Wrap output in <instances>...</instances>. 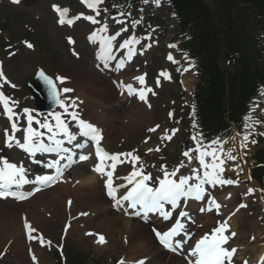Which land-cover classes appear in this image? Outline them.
Listing matches in <instances>:
<instances>
[{"label": "rangeland", "instance_id": "1", "mask_svg": "<svg viewBox=\"0 0 264 264\" xmlns=\"http://www.w3.org/2000/svg\"><path fill=\"white\" fill-rule=\"evenodd\" d=\"M69 1L72 2V0ZM111 1L117 0H103V3L99 8V17L103 14V11L106 12V4ZM66 4H68V0H19L18 3H14L13 0H0V58L2 61H4L5 72H3V74L6 78H8L7 81L10 82L12 90L17 95H13V99L18 101L17 111L18 108L22 110L18 119L19 122L22 120L24 109L34 108L32 99L29 98L30 95L27 89L24 87L25 79L32 76L34 72L40 67L44 68V71L50 76L54 77V79L55 76L64 77L65 79L68 78L69 80L71 79L70 81H64V83H60L59 80L57 83L55 79L58 89L62 94L63 100H71L78 93L76 91L72 93H65L62 91L64 88H69L71 86L72 78H69L71 73L82 74V76L79 75V80L82 82H87V84H91V82H94V84L100 82L105 83L106 86H104L102 89L105 92L110 93L109 99L111 100V102L106 100L105 104H113L115 103V100L121 98L118 96L119 93H117V90H114V87L111 84L110 79L112 75L110 76L107 73L101 71V69L98 67L97 61L92 59L93 53L91 52L90 47L85 43L84 35L95 27L86 25L83 22H80L79 19L76 22L78 24L72 28H61L56 25L55 21L57 12L54 11L53 5H59L61 8H63V6ZM163 7L164 6L158 7L155 5H150L148 3L144 9V13H141L143 14L142 18L145 19L141 27L147 29L150 32L152 36L150 42H153V45L150 51L144 50L143 45L142 50H144V53H138V58L133 65V69H135V67H140L141 69L143 68L148 75L150 85H154L156 87L155 91L150 95L151 106L147 112H144L148 117L134 130L132 134L130 132H126V134L112 132L107 140L108 148L111 152L114 151L117 154H127L129 152H127L126 149L131 146H135L138 150V153L141 155V158L139 157V161L135 162H133L132 157L121 155L120 161H123V163L120 164L121 167L119 166L117 168L115 173L116 176L120 177L126 173L130 175L134 167L136 169H140L141 166H143V172L146 174H151L152 183L157 182V180L160 178H163V172L161 171L160 165L162 164L165 151H170L176 155H179V158H177L176 162L178 166L168 171L172 172L174 169L179 168L175 178L178 179L180 176H191L193 169L196 168H199V170L201 169L200 172H203L197 160L198 153L195 151L190 152V154L195 156V158L193 157V159H191V162H189L188 157L183 155V153L186 151L195 149L197 147V142L194 141L193 135L190 137V142L188 144L186 143V137L183 135V131L180 129L177 131V133H175L174 136L171 137V139H166L163 137V132L171 118L169 116V109L173 107L174 101L178 96V87L173 80V71H171V75L167 73L169 74L170 79L164 76L160 87H157V71L160 69H165L167 72L169 65L173 61H176L175 59H181L180 56H175L169 47L170 41L174 40L170 38L175 37V34L178 31L177 22L172 19V22L174 23H170V16L168 17L170 13H168L167 10H164ZM74 11L76 12L78 9H75ZM147 19H149V25L147 24ZM117 21H122V23H117ZM108 22L112 26L110 29L111 32L117 31L121 33L118 43L120 41H124L126 36V31H122V29H126L127 26L132 29L137 24V22L131 23L127 19L120 20L119 18H114ZM141 27L139 26L137 30V34L139 35L146 32ZM8 35L11 37L9 38ZM71 35H74L76 38L75 51H73V48H71L72 43H69V38ZM139 39L142 40L143 44H146L147 40L145 37H140ZM27 44H31L33 47L29 48ZM255 47L256 53H258L260 57L259 60L261 59L264 62V46L261 45L260 39L256 43ZM71 51L73 55L75 54L74 56L71 55ZM170 52L172 53L173 57L175 56V58L172 60L168 59ZM81 61L84 63H78ZM188 67L189 70L186 71L184 75L185 79L190 80V83H185V80L182 79L184 78L182 77L183 75L178 72L179 79L182 82V88L186 93H190L195 82L197 81L196 76L193 74V66L189 65ZM12 85H15V87H12ZM184 98L186 99V97ZM68 109L69 112H74V109L69 107ZM120 109L121 108H117L115 111L120 114V112H122V109ZM58 113L64 114V109L61 108ZM77 114L79 119H83L95 125L94 119L91 117L88 110H83L80 108ZM32 115L36 117L34 114ZM256 115L262 121V125L264 127V112L257 110ZM69 119L71 129H78L77 121L72 120L71 117ZM45 120H50L49 122L51 124H55L53 116H40L41 122ZM110 120L114 122V125L119 124L120 121V119L117 121L113 118H110ZM65 121L68 123V120L65 119ZM100 127L103 126L101 125ZM104 128V130L107 129L106 127ZM5 129L11 133L9 122L4 120L0 112V147H2V149L0 148V160L7 159L11 163H15L17 165L21 163L23 165H27L28 157L25 154H20L19 152L21 151L15 153L9 149L5 150ZM150 129H155V131H150ZM106 132H108V129ZM263 143L261 146H264ZM149 149H152V151H149ZM156 149L159 150L156 151ZM254 150L256 151L255 148H253L252 152H248L247 150L244 154L248 164L250 155L251 153H254ZM205 159L210 162L209 158L206 157ZM181 163H183V167H180ZM248 164L245 165L246 172H248ZM223 166L225 169L223 173L224 178L238 180L239 183L231 184L230 186L222 188L219 191L217 190L212 192V197H214L215 200L221 205L220 208L225 207L223 214H221L223 217H217L214 212L215 207L213 206L214 208H212V212L210 213V215H212L215 219L213 226L216 228L218 223H222L224 220H226V218L224 219V213H226V215L232 214L233 216V218H230L228 222L231 220L234 222L237 221V224L242 226L243 221L238 220V217H235V215L241 214L243 211L245 212V216L247 212L249 214L253 213V219L251 217L249 218L254 223L257 220V224H255V226L257 227L256 230L260 228L263 233V235L260 237V240L262 239L261 243L263 244L264 190H261L258 186H256V184H252L250 181L246 183L241 182L236 174L235 165L233 163L230 165L228 163ZM62 182L64 183H61L63 188L62 185H60L57 189L59 190L60 195L62 194V190L65 189V184H67L65 181ZM79 183L80 182H78V185L76 182L73 183V185L71 184V186H69V195L67 194L68 196H65L64 198L62 197L65 201V204L60 205L59 213H61V215L58 213V217L54 216V214L51 215L52 212H50V210H54V208L50 209L51 206L49 208L47 205L39 206L40 209L38 212L43 213L44 216L41 215V217L43 216L42 218H44V220L46 218L47 222L44 224V228H41L40 230V227H35V229L37 228L38 230L31 235L33 237L42 236L44 239L43 244H41L39 239H30L29 234H20L19 240L23 244V249L22 251H15L13 246H11L13 245L12 242L14 239H7L8 237H6L3 230H1L4 225L3 223L0 224V264H54L52 262L51 253L56 249H59L63 243H66L65 252H67L68 249H74L75 251L80 250L83 254H85L88 257L86 264H119L121 260L124 261V264H138L139 261H143V264H166L165 258L168 254L158 250V243L155 237L152 235V231L155 229V231H157V229L160 228L155 225L152 226V229L154 230H152L151 227L150 230L147 225H145L144 228H140L141 225L137 224L140 218L137 216L131 217L129 219L134 221L130 226H123L119 222H115L112 225L110 222H107L109 216L111 215V212L108 210L110 205L109 203L105 204L102 201V198L104 199L103 191L105 189L103 185V179H99V182H97L98 184L94 183L97 185L95 186L96 188L90 187L91 191H89V194H86L82 200H80L75 194V192H79V190L82 191L85 188L83 182L82 187L79 186ZM75 184L79 186V189L76 188L77 186ZM94 184L92 186H94ZM74 187L78 190H76ZM249 189H253L254 191L249 194ZM259 200L261 201L260 204ZM27 201V198L20 202L6 198L0 200V205L13 207V209L19 213L23 211L22 209L24 207H30V203ZM39 201L41 200H38V203ZM89 202H91V204ZM239 204H245L246 207H250V210L246 209V207H241L239 211L234 212L232 208L235 207V205L238 207ZM243 219L244 218H242V220ZM210 224L203 223L201 225V223H199V226L197 224L198 227L196 228V239H198V237L201 238L204 233H208L200 232V230L207 225L209 227L208 229H210ZM166 226H161L164 227L161 228V231L165 230L167 228ZM232 227L233 226L231 225V228ZM247 229L248 228H246V230ZM251 232H249V234L246 232V235H242V237L244 236V239L238 241L240 246H234L232 241L235 237L231 238V247H237L236 249L238 250L236 251L238 253L234 255H237L239 252H241L242 255H238V257L236 256L237 258L243 256V254L249 256L248 264H254L256 262L252 252H254V248L261 244L257 242L259 238H255L256 231L252 230ZM228 233L230 234V230ZM250 235H252L253 239ZM101 236L104 238V242H98ZM48 241H51V244H49ZM136 242L141 243L144 247L148 248L146 249L145 253L142 252L138 246L134 247V243ZM150 243H152V249L149 248L150 246L148 247V244ZM249 245L252 247V250L250 251L249 249L251 247ZM241 248H243V250ZM182 253L184 252H181V254ZM172 255L177 257V263L187 264L186 261H184H188L187 256L183 255L182 257V255L178 254L177 256L175 254ZM33 257L36 258V261L39 259V262H36ZM232 260L236 264L242 263V261H240L241 259Z\"/></svg>", "mask_w": 264, "mask_h": 264}, {"label": "snow or ice", "instance_id": "2", "mask_svg": "<svg viewBox=\"0 0 264 264\" xmlns=\"http://www.w3.org/2000/svg\"><path fill=\"white\" fill-rule=\"evenodd\" d=\"M14 3H18L19 0H13ZM83 4L86 5L89 9L94 11L96 15H99V5L103 3V0H81ZM147 2V0H145ZM159 0H157V3ZM54 11L59 15V23L64 24L68 23L71 25L74 22V19H79L80 16H77L73 19H66L67 14L69 12L68 8H61L59 5H53ZM83 14H81L82 16ZM123 15V13H121ZM92 23H98L94 16H85L83 17ZM117 23H122V21H117ZM127 29H122V31H126ZM100 31L106 32L107 25L105 24ZM120 33H116L112 36H103L100 37L101 40V56L100 58L104 60L113 59L112 51V41L116 39V36H119ZM97 37V33L93 32L89 37L91 40H95ZM138 41L135 38L125 40L120 48H128V57L129 59L134 55V51L131 47H129L133 43H137ZM69 43H74V41L69 38ZM29 48L33 47L31 44H27ZM174 47V46H172ZM169 60H172V56L169 55ZM187 70V69H185ZM39 77L49 86L51 94L56 98V102L59 104L61 108L64 109V112L67 113L71 117L72 120L77 121L79 135L81 137H88L92 141L95 142L96 152L95 155L98 159V163H96L92 171L96 172L100 176H106L107 180L105 181V187L108 190V195L115 199L118 188L113 186V174L116 169L117 163H123V161L119 160L121 155H126L128 157H132L133 162L139 161L138 156H133L132 153L127 154H110L106 152L102 147H100V141L103 139L101 130L98 129L95 125L83 120L79 119L78 114L76 112H68V105L64 103V101L58 98L59 93L56 88L55 82L52 78L47 76L42 70L39 72ZM161 75L170 79V76L162 72ZM141 84H143L144 77H137ZM0 80H4L5 83H9L7 78L4 76L3 72L0 71ZM56 80H59L60 83H64V77H56ZM159 83V82H158ZM2 87V85H0ZM15 87V85H12ZM129 89V94H132L131 85L127 86ZM63 92L67 93L72 91L71 89L64 88ZM147 91H151L148 89ZM140 98L145 99V91H140ZM9 97L5 96L3 92H0V105L3 106L4 112L7 115L9 121H12V132L9 133L7 129H5V144L7 147H12L13 143L15 146L19 147L22 151L27 153L30 157H35L37 153H56L59 155L60 153H71V149L65 147V141L68 144H72L74 141H77V135L70 131L68 123L61 118L60 113H54L53 119L55 120V124H51L49 121L45 120L43 122L36 120L32 115V110L24 109V112L27 114V127L23 129L24 135L21 139L16 138L15 133L20 131L18 124L13 120L14 116L17 114L13 111V107L11 104L16 102H11L10 104ZM73 106H75V102H73ZM246 121H250L252 118L249 115L245 118ZM39 125L40 129H46L47 133L50 135L47 136L48 143L45 142V132L40 131L37 128L33 127V122ZM252 125L250 123H245V128H250ZM150 131H155V129H150ZM237 135H240L239 133ZM250 133H245L242 137L241 146L246 147L247 142L249 141ZM63 137V139L59 138ZM166 139H171V136H166ZM194 140L197 138L194 136ZM213 144H219L220 147L218 149H213L211 145L204 146L199 141L197 142V147L195 149H190L183 153L184 156L188 157L189 162H191L190 152L195 151L198 153L197 160L204 171L201 174L199 169H193L191 176H180L178 179L175 178L177 176V172L179 168L174 169L172 172H168L166 168L163 170V178L157 180L155 185H150L147 181L151 180V174H146L143 172V166L140 169H136L134 167L133 171L130 175L123 177V179L127 180L129 185H132L130 189L126 190V194L122 195L123 201H128L129 206L133 209L139 207V211L136 213L137 215L140 212H143L145 215L149 212H159L164 219H170L172 216L171 211H165V205H171L173 209L178 206V202L181 200H187L189 198L202 201L205 200L206 197V189L205 185H231L238 184V180L225 179L223 178V173L225 171L223 165L225 163V158L228 160H236L237 157L232 155V150H228L227 152L223 149V143L219 140L213 141ZM226 143V142H225ZM252 143H255L253 140ZM84 145L77 142L75 147L80 148ZM159 149H156L158 151ZM152 151V149H149ZM210 157L211 161H207L205 158ZM67 159L69 161L68 164L61 166L60 161ZM79 161H85L90 159V155H79ZM106 161H111L110 164L106 163ZM38 162V161H37ZM77 161L72 159V155H68L67 157L60 156L59 159H54L48 162L45 167L49 169H55V175H40L36 177V180L42 185H48L57 182L63 177L64 170L72 166L73 163ZM183 163H181L180 167H183ZM238 167V166H237ZM110 169V170H109ZM242 171V169H241ZM27 169L24 168L23 164H15L11 163L7 159L0 160V198H7L8 196L16 197L17 193L11 191V189L15 187L22 186L23 184L29 183L26 178ZM139 177V178H138ZM251 177H249L250 179ZM191 180L197 181L196 183H190ZM126 187V186H124ZM39 191V189H37ZM254 190L249 189L248 192L251 194ZM18 198L24 199L26 198L24 195H20ZM208 210L211 211L214 206L217 211L221 207V205L215 200L214 197L208 199ZM71 203V202H69ZM120 200H116V204H120ZM241 207H246V205H241ZM204 209H201L203 211ZM86 215V213H84ZM180 218L190 217L187 212L181 211L179 213ZM25 227L28 229L29 238L30 239H39L41 244L44 243V239L42 236L33 237L31 234L37 232V229L32 227L31 224L26 222ZM184 224L181 222V219H176L174 225L166 232L156 231L155 234L159 239L160 243L168 248L169 250L175 251V247H173V243L175 242L176 247H181L183 243H186L187 240H175V237L180 236L182 232H184ZM230 226L227 223V220L223 221L219 224L218 227L214 228L211 233H206L199 240L196 241L194 247H192L189 251L188 255V264H233V255L236 253L237 249L232 248L228 249L224 247L228 241L236 235V233L232 232L230 235H226L229 231ZM155 231V230H154ZM185 236L190 239L187 233H184ZM98 242H104V238L101 236ZM51 244V241H48ZM35 260L36 258L33 257ZM119 264H124V261L121 260ZM138 264H143V261H139ZM247 264V262H245ZM262 264H264V258H262Z\"/></svg>", "mask_w": 264, "mask_h": 264}, {"label": "bare ground", "instance_id": "3", "mask_svg": "<svg viewBox=\"0 0 264 264\" xmlns=\"http://www.w3.org/2000/svg\"><path fill=\"white\" fill-rule=\"evenodd\" d=\"M168 13H170L169 10H168ZM94 32L97 33L96 30ZM97 39H98V37H96V39L94 40L93 48L95 50V55L100 57L101 56V45H100V43L98 41H96ZM136 45H137V43H133V44H131L129 46L134 51L133 61L130 64H126L125 61H124L126 55L128 54V50L129 49L127 48V50L124 53L123 61L121 62L122 66H123L122 69L124 70L123 71L124 73L123 72H119V70H117V68L115 66L113 67V65H112L113 63H116L115 59H117L118 54H116V57H113V59H111L109 61L105 60L106 61V66L113 67L111 69V71L113 73H117V76L113 77L111 82L113 83L114 87H116L117 89L121 88L120 91H122V94L120 95L121 98H118L117 100H115L114 101L115 103H113V104H110V103L105 104L106 100L107 101L109 100L111 102V100L109 99V97H110L109 94L110 93L109 92H105L102 89L104 86H106L105 83L100 82V83H95L94 84V82H91V84H87V82H82V81L79 80V75L82 76V74H80V73H71L70 77H69V78H72L70 88L72 90H75L76 92H78L77 95L71 100V103H70L69 106H71L73 108L79 107V108H82L83 110H88L90 112L91 117L94 119V123L95 124H100L99 126H101V125L103 126V127H99V128L101 129V133H102V137H103V139L101 140V144H102V146H104V148H106V147L108 148L107 140H108V137H110V135L112 134V132H117L118 134H126V132H130L132 134L134 132V130L143 121H145L146 118L148 117V116H146V114L144 112L148 111L147 110L148 109L147 105H148V102H149V95H147V96L145 95V99H143V100L140 98V94L139 93H140V90L143 87L139 86L140 82H139L138 79H136L137 77H143L144 76L143 70H141V69L135 70L134 69L135 71L131 72L132 71L131 67L133 66V63H134V61H135V59L137 57V55H136V50H137ZM79 60H81V59H79ZM78 63L83 64L84 62L81 61V62H78ZM80 69H82V68H80ZM126 71H128L130 73H126ZM185 83H189V80H185ZM128 85H131V87H132V94L131 95L129 94V89L127 87ZM111 94H113V93H111ZM73 102H75V106H73ZM117 108H121L122 109V112H120V114L115 111V109H117ZM110 118H113V119H115L117 121L120 119L119 124L114 125V122L111 121ZM25 125L27 127V122H26ZM104 127H106L108 129V132H106L107 129L104 130L105 129ZM19 128L21 130L16 132L15 136H16V138L21 139V141H22V138H23V135H24V132H23L24 128L22 126H20ZM37 129H39V128H37ZM72 132H74L77 135V141H74L72 144H68L67 141H65V145H64L65 147L71 149V153H60L59 155L53 154L51 156H45L43 158L41 157V154H38V155H36L33 158V157H30L24 151H22L19 147L15 146L14 143H13V146L11 147L12 150L17 151V152L21 151V152L25 153L28 156V158H29L28 164L27 165L24 164L23 166H24L25 169H27L26 175L28 176V178L32 182H38L36 180V177L40 176V175H50V174L54 175L55 174V169L54 168L53 169H49V168L45 167V165L48 162H50V161H52L54 159H59L60 156L67 157L68 155H72V159L77 161L76 163H73L71 167L66 168L64 170L65 172H64L63 175H64L65 182L67 184H65L66 185L64 187L65 189L62 190V194L61 195L59 193V190H57V189L62 184H61V182H58L53 187H51L49 189H45L44 187H41L36 194H34L33 196L28 197V201L27 202L30 203V207H24L22 209L23 210L22 212L18 213V212H16V210L13 209V207L0 205V224L3 223V225H4L1 230H3V232L6 235V237H8L7 239H10V238L14 239V240L12 239L13 240V242H12L13 245H11V246H13V249L15 251H22V249H23V244L19 240V236H20V234H23L24 230H27V228L25 227L26 222L28 224H31L32 227H34V228L35 227H40L39 230L41 228H44V226H45L44 224L47 222V219L45 218V220H44V218H42L44 216L43 213L42 212H38L39 209H40V207H39L40 205H47L48 208L51 206L50 209L54 208V210L53 211L50 210V212H52V214L51 213L50 214L51 215L54 214V216H57L59 211H60V205L61 204H65L64 203L65 201H64L63 198L65 196L69 195L68 194L69 193V186H71V184L73 185V183L76 182V184L78 185V182H80L81 185L79 183V186L82 187V182L84 183L85 188L84 189L82 188L83 189L82 191L79 190V192H75V194L78 196V198L80 200H82L86 196V194H89V191H91L90 187L97 186L94 183L99 182V179H101V177H103V178L106 177V176H100L96 172L92 171L93 166L96 163H98V160L94 159V156H93V153H92L91 142L89 140H87V137H81L79 135V130H73ZM59 138L63 139V137H59ZM46 139H47V136H46ZM77 142H79L80 144H82L84 146L80 147V148L75 147V144ZM106 150L109 151V148L106 149ZM81 154L90 155V159L85 160V161H79L78 157ZM60 163H61V166H63L65 164H68L69 161L67 159H64V160H61ZM202 171H204V170L202 169ZM200 173H203V172H200ZM93 184H94V186H92ZM79 186H77L76 188H78ZM113 186L118 188V190H117V199L113 200L112 201V206H110V208H108L109 212H111L110 213L111 215L109 214L110 216H109V218L107 220V222H110L112 225L115 222H119L123 226H130L134 221H131L129 219L131 217H136L137 216L140 219L138 220L139 221L138 223L137 222H135V223H137L138 225H141L140 228H144L145 225H147L149 227V229H150V224L149 223H151V225H158L160 227L163 226V225H165V226L167 225L166 226L167 228L165 230L161 231V233H163V232L168 231L174 225V223L176 221L175 219H181V222L185 226L184 232H182L180 234V236L182 237V236H185L184 233L188 234V230H190V231L194 230V224H196V223L198 224V226H199V223H201V225L203 223H206V224H210L211 223L210 227H212L213 223L215 221L214 217L212 215H210L211 211L208 210L209 205H208L207 201H208L209 198H212V196H213V194H211V190H210V192L206 191L205 200L197 201V200L189 198V199H187V203L186 204H184V200L179 201L178 202V206L176 207V210L174 212L177 214V213H180L181 211H184V212H187L188 216L190 215L191 217H190V219L188 217L180 218L179 214H178V218L177 217L175 218L173 216L174 219H173L172 222H170V221H166V219H164V217L159 212H149L146 215L143 212H140V214L137 215L136 213L139 211V207H137L136 209H133V208H131L129 206L130 202L122 200V195L126 194V190L130 189L132 187V185H129L127 181H120L117 184H113ZM124 186H126V187H124ZM62 188H63V185H62ZM78 189H76V190H78ZM220 189H221V187L218 188V189L215 188L214 190H216V191L218 190L219 191ZM95 194H97V193H95ZM219 199H220V197H219ZM38 200H41V201H39V203H38ZM116 200H120L121 203L117 205L116 204ZM102 201L105 204L108 203V201L105 198L104 199L102 198ZM89 203L91 204V202H89ZM90 204H89V206H90ZM41 207H43V206H41ZM224 208L222 207L220 209V213L223 212ZM233 208H232V210H233ZM46 209H47V207H46ZM169 209H173V208H171L169 206ZM201 209H204V210L201 211ZM246 209L250 210V207H246ZM200 213H202V214H200ZM244 213L245 212L243 211V212H241V214H236L235 215V217H238V220L243 221V223L241 222L242 226L238 225L237 221L234 222L233 220H231V221L228 222L230 227H231V225L233 226L232 230H234L235 232L237 231L234 240L232 241V239H231V240L228 241V245L230 247H231V241H232V244L234 246H237V245L240 246L238 241H241L242 239H244V236L242 237V235H246V232L249 234V232H251L252 230L256 231L255 232L256 233L255 238H259L258 240L257 239L256 240H257L258 243H261L262 239L260 240V237L263 235V233H262L260 228L258 230H256L257 227L255 226V224H257V222H256L257 220L254 223L249 218V217H251V218L253 217V215H252L253 213L249 214L247 212L246 216H245ZM59 214L61 215V213H59ZM41 215H43V216L41 217ZM224 215H226V213H224ZM50 218H52V217H50ZM242 218H244V219L242 220ZM147 221H149V223ZM92 224H93V222H92ZM218 224H220V223H218ZM101 225H102V223H101ZM161 228H164V227H161ZM196 228H197V226L195 227V229ZM208 228L209 227L207 225L203 229H201L200 232H209ZM246 228H248V229L246 230ZM152 230H154V229H152ZM251 234H252V232H251ZM204 235H205V233H204ZM250 236L252 237V235H250ZM195 238H196L195 234L192 235L191 236V240L188 241V243L186 245H183L184 248L176 247L175 242H174L173 243V247H175L176 252H173V253L174 254H178V255H182V256L185 255V256L188 257L190 249L192 247H194L193 243L196 241ZM199 238L200 237H198V239ZM176 239H177V237L174 238V241ZM252 239H253V237H252ZM7 241H9V240H7ZM153 241H154V239H153ZM244 242H245V240H244ZM148 243H149V241H148ZM154 243H155V241H154ZM150 244H148V247L150 246L149 248L152 249V243H150ZM137 246L144 253H145L146 249H148L147 247H144L143 244H141V243H137V242L134 243V247H137ZM224 246H226V244ZM241 249L243 250V248H241ZM158 250L160 252L168 254V255H166V258H165V263L166 264H180V263L176 262L178 260V259H176L177 257L172 255V253L167 252L164 247L158 246ZM250 250H252V247L249 249V251ZM253 250H254V252H252V254L254 255V260L256 261L255 263L262 264V258L264 256V243L263 244L262 243L259 244ZM181 252H184V253L181 254ZM238 255L240 256V255H242V253L239 252V254H237L236 256L238 257ZM168 256H170V257H168ZM237 257L234 258V260L241 259L240 261H242V262L245 261L248 264L249 256H246V255L243 254V256H241L240 258H237ZM36 262H39V259H37Z\"/></svg>", "mask_w": 264, "mask_h": 264}, {"label": "trees", "instance_id": "4", "mask_svg": "<svg viewBox=\"0 0 264 264\" xmlns=\"http://www.w3.org/2000/svg\"><path fill=\"white\" fill-rule=\"evenodd\" d=\"M185 35L181 50L198 63L200 82L192 95L195 122L214 136L241 128L251 99L264 84V67L253 46L264 32V0H169ZM255 176L264 182V168ZM68 264H86L68 252ZM58 261V260H57Z\"/></svg>", "mask_w": 264, "mask_h": 264}, {"label": "water", "instance_id": "5", "mask_svg": "<svg viewBox=\"0 0 264 264\" xmlns=\"http://www.w3.org/2000/svg\"><path fill=\"white\" fill-rule=\"evenodd\" d=\"M38 74L34 78L29 79L26 82V85L32 91L38 109L40 111L50 112L57 105L56 98L53 97L49 86L39 77Z\"/></svg>", "mask_w": 264, "mask_h": 264}]
</instances>
